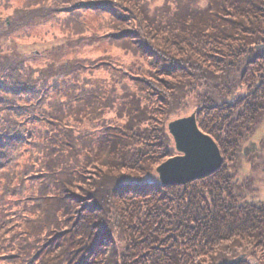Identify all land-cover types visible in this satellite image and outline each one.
Wrapping results in <instances>:
<instances>
[{
	"label": "trees",
	"instance_id": "obj_1",
	"mask_svg": "<svg viewBox=\"0 0 264 264\" xmlns=\"http://www.w3.org/2000/svg\"><path fill=\"white\" fill-rule=\"evenodd\" d=\"M193 112L223 163L162 186ZM263 128L264 0H0V264H264Z\"/></svg>",
	"mask_w": 264,
	"mask_h": 264
},
{
	"label": "water",
	"instance_id": "obj_2",
	"mask_svg": "<svg viewBox=\"0 0 264 264\" xmlns=\"http://www.w3.org/2000/svg\"><path fill=\"white\" fill-rule=\"evenodd\" d=\"M167 129L178 155L156 169L162 186H183L220 169L223 160L219 149L212 138L200 132L195 113L171 121Z\"/></svg>",
	"mask_w": 264,
	"mask_h": 264
},
{
	"label": "rangeland",
	"instance_id": "obj_3",
	"mask_svg": "<svg viewBox=\"0 0 264 264\" xmlns=\"http://www.w3.org/2000/svg\"><path fill=\"white\" fill-rule=\"evenodd\" d=\"M12 43V42H11ZM46 43V40H40V39H34V38H31V39H26L24 41H22V44L21 45H15V44H12L13 45V51L23 57H25L26 61L32 65H38L42 62V59L47 57V53L38 56L37 57V61H32L31 60V55L34 54V52H40V50H44L45 47H43ZM51 44L50 46H48V48H51ZM104 49V46L103 45H100L99 48H98V51L101 52L103 51ZM96 52L94 51H89L88 50V53L87 54H79L77 56V58H90L92 57ZM64 60L66 59H69L68 57H64L63 58ZM263 133V136L261 135ZM259 141L264 137V128L262 131L259 132ZM259 141H254L257 148H258V143ZM263 155H264V150H263ZM264 159V157H263ZM245 171H246V174L247 175H253V173L251 172V168L246 165L244 167ZM256 177L258 178L259 181H261V185H257V188H256V191H255V199H254V203H259V201H264V163L261 164L260 168H259V172L258 174L256 175ZM242 257H244L242 255ZM241 257H239L238 259H240Z\"/></svg>",
	"mask_w": 264,
	"mask_h": 264
}]
</instances>
